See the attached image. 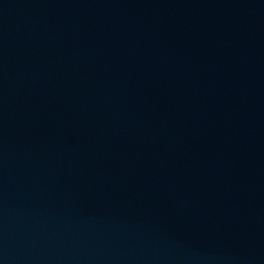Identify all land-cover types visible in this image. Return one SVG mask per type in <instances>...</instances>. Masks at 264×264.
Listing matches in <instances>:
<instances>
[{"label":"water","instance_id":"water-1","mask_svg":"<svg viewBox=\"0 0 264 264\" xmlns=\"http://www.w3.org/2000/svg\"><path fill=\"white\" fill-rule=\"evenodd\" d=\"M0 264H264V0H0Z\"/></svg>","mask_w":264,"mask_h":264}]
</instances>
